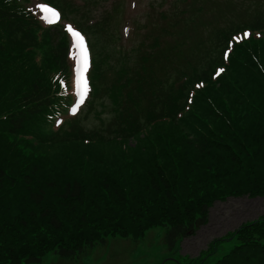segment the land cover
<instances>
[{"label": "trees", "instance_id": "trees-1", "mask_svg": "<svg viewBox=\"0 0 264 264\" xmlns=\"http://www.w3.org/2000/svg\"><path fill=\"white\" fill-rule=\"evenodd\" d=\"M79 1L106 10L94 27L79 17L93 35V98L53 133L66 38L43 30L28 0H0V264L71 260L153 229L173 250L215 203L264 198V0H162L131 32L130 55L112 27L126 0ZM50 2L65 18L79 9ZM165 260L264 264V216Z\"/></svg>", "mask_w": 264, "mask_h": 264}, {"label": "rangeland", "instance_id": "rangeland-1", "mask_svg": "<svg viewBox=\"0 0 264 264\" xmlns=\"http://www.w3.org/2000/svg\"><path fill=\"white\" fill-rule=\"evenodd\" d=\"M132 1L136 9L127 8L126 18H132V13L141 14L150 4L157 8L163 2L162 0ZM37 2L38 0H33L30 7L39 12ZM119 27H121V20L118 29ZM120 43L123 46L130 44L124 41ZM86 125L90 128L96 125V122L90 117ZM260 216H264V198L228 199L223 203H216L209 211L208 224L200 229L195 236L178 240L173 250H168L163 242L164 231L153 229L148 232L143 241L138 243H133L130 240H109L105 246H98L71 260L60 258L56 254H48L39 264H159L164 259L174 260L179 254L188 257L196 256L205 249L210 240L221 237L239 225L255 220ZM234 246V241L222 244L218 249L216 258L228 253Z\"/></svg>", "mask_w": 264, "mask_h": 264}, {"label": "snow or ice", "instance_id": "snow-or-ice-1", "mask_svg": "<svg viewBox=\"0 0 264 264\" xmlns=\"http://www.w3.org/2000/svg\"><path fill=\"white\" fill-rule=\"evenodd\" d=\"M37 7H39L40 9H42L43 11L49 12L51 13L52 16H58V13L56 12V10L50 6H48L47 4H38ZM45 19H48L47 17H45ZM65 31L74 38V43L80 47L81 49V54H82V58H83V53L86 51V48L84 47L83 44V36L79 33V31L75 30L71 25H65ZM250 33H248L247 31H244L241 36H232L231 37V42L235 43L238 40H241L243 38H247L249 37ZM225 56L227 55V52L223 53ZM77 71H79V69H77ZM223 69H217L216 72L217 74H219L220 72H222ZM82 83V80L80 78L77 79L76 81V85L79 88L80 85ZM196 87H199V85H196Z\"/></svg>", "mask_w": 264, "mask_h": 264}]
</instances>
